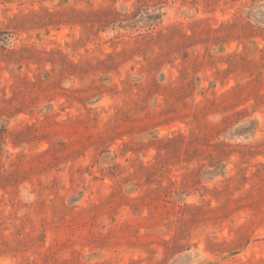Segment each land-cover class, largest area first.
Segmentation results:
<instances>
[{"label": "rangeland", "instance_id": "1", "mask_svg": "<svg viewBox=\"0 0 264 264\" xmlns=\"http://www.w3.org/2000/svg\"><path fill=\"white\" fill-rule=\"evenodd\" d=\"M0 264H264V0H0Z\"/></svg>", "mask_w": 264, "mask_h": 264}]
</instances>
